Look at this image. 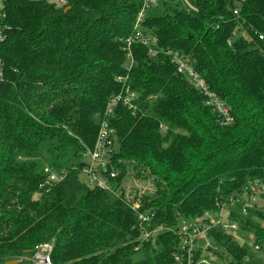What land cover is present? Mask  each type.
Listing matches in <instances>:
<instances>
[{"label": "trees", "instance_id": "trees-1", "mask_svg": "<svg viewBox=\"0 0 264 264\" xmlns=\"http://www.w3.org/2000/svg\"><path fill=\"white\" fill-rule=\"evenodd\" d=\"M63 1L7 0L0 264H28L45 245L52 264H177L183 222L216 213L250 182L264 187V0H193L194 12L146 13L141 32L157 37L156 53L135 43L132 65L126 41L142 0ZM168 52L190 58L232 124L222 125ZM127 90L136 110L119 104L111 121L120 197L92 188L68 205L69 179L86 166L110 98ZM45 168L67 179L46 184ZM134 205L152 217L148 231L167 229L154 243L142 240ZM231 214L262 250L264 207ZM208 241L217 264H264L231 235L212 231Z\"/></svg>", "mask_w": 264, "mask_h": 264}, {"label": "built area", "instance_id": "built-area-1", "mask_svg": "<svg viewBox=\"0 0 264 264\" xmlns=\"http://www.w3.org/2000/svg\"><path fill=\"white\" fill-rule=\"evenodd\" d=\"M159 0H142V8L136 20L134 34L127 41V49L129 51L128 59L130 65L134 63L131 46L138 43L149 50L150 55H154L156 52L154 47L157 45V37L146 36L141 32L142 23L146 16L147 11L155 6ZM193 1V0H191ZM58 6L57 2H53ZM192 12V11H189ZM238 14V11L235 12ZM7 0H0V44H3L7 40ZM264 41V36L259 37ZM176 66L177 74L187 79L196 89L205 95L208 106H210L215 113L219 114L220 122L222 125L228 126L234 122L230 108L224 104L215 94L210 93L206 83L194 69L192 61L189 57H186L183 53L168 52L167 53ZM4 80V65L0 59V84ZM119 82H123L119 79ZM136 94H119L110 98L106 110L99 122V131L97 139L93 149L88 150L86 153V166L82 170V173L86 175L87 184L93 188H98L120 197V193L117 192L113 181L119 177V171L115 170L112 166L111 158H113L114 151H116L117 138L111 128V121L113 119L115 108L122 104L128 107L130 110L135 111L136 107L133 104V100L136 98ZM44 172L47 176L45 179L46 184L57 183L65 181L66 176L60 177L54 171L49 168H45ZM263 186L258 182H250L241 192L240 195L231 197L227 200L226 204L218 207V211L213 214H207L203 219L199 221L183 222L179 229L176 231L180 237V250L181 255L175 256L177 264H217L214 259H210L207 248L212 244L208 241V235L212 231L225 233L233 236L238 242L244 243V237L241 235V227L237 222L231 221L230 216L232 212L245 218L249 215V211L254 208H260L257 201L253 196L260 193L263 190ZM139 206L134 205V212L138 213ZM232 210V211H231ZM152 217L146 213H138L139 229L142 234V240L145 242L154 243L157 236L167 230L163 227H159L153 231H148ZM240 235V236H238ZM255 240L254 235L252 236ZM254 250L260 251L261 246L256 244V240L253 245ZM52 247L45 245L37 248V252L30 259L35 264H52L51 259Z\"/></svg>", "mask_w": 264, "mask_h": 264}, {"label": "rangeland", "instance_id": "rangeland-1", "mask_svg": "<svg viewBox=\"0 0 264 264\" xmlns=\"http://www.w3.org/2000/svg\"><path fill=\"white\" fill-rule=\"evenodd\" d=\"M58 4H62V2L60 0H57ZM180 7V8H184L187 11H196L195 6L193 4V1L191 0H159L158 3L153 6L152 8H150L147 12L148 15L151 16H163L165 13L170 12L173 8L176 7ZM130 186H134L136 188L139 189H144V185L140 182H133L130 181ZM127 183H124V186ZM93 187H91L90 185L87 184V178L86 175L81 173H77L76 175L72 176L69 179V186L67 189L68 192V200H67V204L68 205H75L80 197L81 194H86L88 193L90 190H92ZM112 196H110V200L116 201V196L113 194H110ZM253 198L257 201L258 206L260 208L264 207V190H262L260 193H257L253 196ZM240 236V235H238ZM253 234L251 233H247V235L243 236L244 237V245H246L247 247H249L251 249V251L255 254H257V256L259 258L264 259V248L260 251H255L253 248L254 242L255 240L253 239ZM215 247L216 244H214ZM140 258L139 254L135 256V259L138 260ZM28 264H35L33 261L29 260Z\"/></svg>", "mask_w": 264, "mask_h": 264}, {"label": "crops", "instance_id": "crops-1", "mask_svg": "<svg viewBox=\"0 0 264 264\" xmlns=\"http://www.w3.org/2000/svg\"><path fill=\"white\" fill-rule=\"evenodd\" d=\"M62 2V4H58V7H62L65 5V2L63 0H60Z\"/></svg>", "mask_w": 264, "mask_h": 264}, {"label": "water", "instance_id": "water-1", "mask_svg": "<svg viewBox=\"0 0 264 264\" xmlns=\"http://www.w3.org/2000/svg\"><path fill=\"white\" fill-rule=\"evenodd\" d=\"M9 264H17V262H11V263H9Z\"/></svg>", "mask_w": 264, "mask_h": 264}]
</instances>
